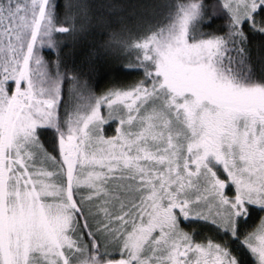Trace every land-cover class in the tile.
<instances>
[{"label": "snow or ice", "instance_id": "1", "mask_svg": "<svg viewBox=\"0 0 264 264\" xmlns=\"http://www.w3.org/2000/svg\"><path fill=\"white\" fill-rule=\"evenodd\" d=\"M0 264H264V0H0Z\"/></svg>", "mask_w": 264, "mask_h": 264}, {"label": "trees", "instance_id": "2", "mask_svg": "<svg viewBox=\"0 0 264 264\" xmlns=\"http://www.w3.org/2000/svg\"><path fill=\"white\" fill-rule=\"evenodd\" d=\"M92 2H93L94 4H104V3H107L108 0H92ZM101 11H102V10H101Z\"/></svg>", "mask_w": 264, "mask_h": 264}]
</instances>
